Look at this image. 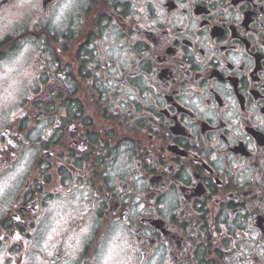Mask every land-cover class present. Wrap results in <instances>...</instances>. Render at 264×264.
<instances>
[{
	"label": "flooded vegetation",
	"instance_id": "1",
	"mask_svg": "<svg viewBox=\"0 0 264 264\" xmlns=\"http://www.w3.org/2000/svg\"><path fill=\"white\" fill-rule=\"evenodd\" d=\"M0 264H264V0H0Z\"/></svg>",
	"mask_w": 264,
	"mask_h": 264
},
{
	"label": "clouds",
	"instance_id": "2",
	"mask_svg": "<svg viewBox=\"0 0 264 264\" xmlns=\"http://www.w3.org/2000/svg\"><path fill=\"white\" fill-rule=\"evenodd\" d=\"M77 6H78L77 4H73L72 5V9L75 10L77 8ZM65 7L66 6L63 5L62 3H58L55 6V9H62V8H65ZM21 9H22V6L19 3H13L10 6V9H5L4 10L5 19H7L9 15H11V17L14 20L16 26H19L20 24L24 23L25 15H24V13H23V11ZM55 9L53 11V15H55Z\"/></svg>",
	"mask_w": 264,
	"mask_h": 264
}]
</instances>
